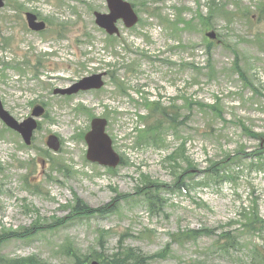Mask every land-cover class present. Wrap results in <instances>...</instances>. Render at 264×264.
Wrapping results in <instances>:
<instances>
[{
	"label": "rangeland",
	"instance_id": "1",
	"mask_svg": "<svg viewBox=\"0 0 264 264\" xmlns=\"http://www.w3.org/2000/svg\"><path fill=\"white\" fill-rule=\"evenodd\" d=\"M128 1L139 23L129 28L119 20L120 34L112 37L94 14L109 12L106 0H6L0 8V100L20 121L46 106L31 145L0 120V255L74 264L70 254L108 255L122 238L151 255L174 232L208 228L213 233L174 241L167 259L145 264H260L253 250L264 252V227L243 230L240 215L256 200L264 223V147L256 134H264V0ZM28 11L47 28H29ZM182 16L192 23L181 28ZM101 72L99 90L54 93ZM185 98L205 105L189 108ZM148 101L182 106L178 121L163 126L168 146L150 145V135L143 144L136 140ZM94 117L108 120L125 160L117 168L87 158ZM51 134L60 138L57 151L47 145ZM183 142L189 161L176 155L171 162ZM227 154L231 159L220 162ZM189 162L196 176L188 185L210 179L204 170L211 165L213 176L232 179L181 188L176 175ZM154 179L164 184L159 198L142 184ZM225 230L234 232L235 245L217 243Z\"/></svg>",
	"mask_w": 264,
	"mask_h": 264
},
{
	"label": "water",
	"instance_id": "2",
	"mask_svg": "<svg viewBox=\"0 0 264 264\" xmlns=\"http://www.w3.org/2000/svg\"><path fill=\"white\" fill-rule=\"evenodd\" d=\"M109 3L110 13L96 12L97 23L107 29L110 34L119 33L116 23L119 19H123L127 26L135 25L139 18L134 11L131 3L125 0H107ZM4 6V0H0V7ZM29 26L35 30H42L46 27L45 22L37 21V16L33 13H27ZM211 38H215V33H209ZM104 74H95L85 77L72 87L67 89H57L56 93L73 94L79 90H87L92 88H101L104 85L102 80ZM42 107H36L33 115L40 116L43 114ZM0 117L12 128L20 131L25 142L30 145L32 142L33 132L37 127V123L33 118H28L24 122L19 123L3 106L0 100ZM107 120L104 118H95L92 122V130L86 135V141L89 145L88 158L92 161H98L101 164L116 167L120 164L121 158L113 149L111 137L106 133ZM48 145L55 150L60 147V142L57 136L51 135L47 141ZM91 264H99L94 261Z\"/></svg>",
	"mask_w": 264,
	"mask_h": 264
},
{
	"label": "trees",
	"instance_id": "3",
	"mask_svg": "<svg viewBox=\"0 0 264 264\" xmlns=\"http://www.w3.org/2000/svg\"><path fill=\"white\" fill-rule=\"evenodd\" d=\"M260 10H262L260 8ZM203 105V104H200ZM219 112V110H217ZM152 113L157 116V118L150 124L147 125L146 129L143 132H148V134L151 136V138L155 139L156 141H162L163 139V126L166 123H169V121H172L174 119V111L173 108H168V107H162L161 103H152L151 107V115ZM249 130V129H248ZM155 131H159V133L155 134ZM143 138V137H141ZM170 157L172 159H175V154H170ZM124 161V160H123ZM264 164V162L262 163ZM190 172L187 171L186 175H189ZM244 217L250 218V222L245 225L246 227H249L250 229L256 230L260 229L261 225L263 223H260L258 220L259 217V212L256 208H253V211L250 212H245ZM192 238L193 239H198L200 236L205 235L204 231L202 230H193L192 231ZM175 241H181L182 240V235L180 234H175ZM0 245H1V240H0ZM169 245L166 249L154 254V255H144L143 253L137 252L134 248L129 247L128 245L125 244V238H122L118 242V246L115 252L112 254H109L108 256H104L102 254H98L95 251L89 253V254H81V255H74L70 254L73 257L74 264H88L90 259L92 258H103L102 264H143L148 261V259L152 257H161V258H166L168 256V251H169ZM34 257H16V258H3L0 255V264H37V261ZM264 261V259H263Z\"/></svg>",
	"mask_w": 264,
	"mask_h": 264
},
{
	"label": "bare ground",
	"instance_id": "4",
	"mask_svg": "<svg viewBox=\"0 0 264 264\" xmlns=\"http://www.w3.org/2000/svg\"><path fill=\"white\" fill-rule=\"evenodd\" d=\"M66 205V204H65Z\"/></svg>",
	"mask_w": 264,
	"mask_h": 264
}]
</instances>
